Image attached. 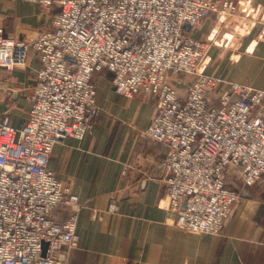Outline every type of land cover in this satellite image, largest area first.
Segmentation results:
<instances>
[{"label":"built area","instance_id":"2783aa9c","mask_svg":"<svg viewBox=\"0 0 264 264\" xmlns=\"http://www.w3.org/2000/svg\"><path fill=\"white\" fill-rule=\"evenodd\" d=\"M54 14L36 38L0 28V71L42 67L22 128L0 122V264H66L79 246V198L50 170L55 145L83 140L98 111L99 72L117 94L157 98L145 134L167 148L168 209L175 224L219 235L235 204L264 176V88L226 82L201 71L206 42L186 33L209 17L230 20L232 0H25ZM1 76V74H0ZM191 78L184 93L172 78ZM68 212L59 222L54 212ZM109 211L117 212L113 205ZM45 245L47 248L45 250Z\"/></svg>","mask_w":264,"mask_h":264},{"label":"crops","instance_id":"0c3cea01","mask_svg":"<svg viewBox=\"0 0 264 264\" xmlns=\"http://www.w3.org/2000/svg\"><path fill=\"white\" fill-rule=\"evenodd\" d=\"M232 1L240 6L238 16L227 21L209 17L198 27L186 28V33L209 44L200 68L205 74L263 89L264 0ZM49 15L50 20L39 5L25 0H0V28L8 37L28 38L51 29L54 14ZM44 23L48 28L41 29ZM33 53L28 70L14 69L10 78L7 70L0 71L6 76L4 86L13 89L12 103L0 92V122L8 116L16 128L29 120L42 67L39 55ZM102 77L106 79L104 75L99 79L92 128L83 140L69 137L55 145L49 165L83 207L79 246L63 251L61 260L66 264H264V176L251 187L240 184L244 196L219 235L180 229L175 224L177 214L168 209L167 148L145 134L155 114L156 97L142 94L129 100L117 94L113 84L101 83ZM31 86L28 104L16 92ZM113 205L117 212L109 211ZM67 216L63 207L54 212L59 222Z\"/></svg>","mask_w":264,"mask_h":264},{"label":"rangeland","instance_id":"374dc122","mask_svg":"<svg viewBox=\"0 0 264 264\" xmlns=\"http://www.w3.org/2000/svg\"><path fill=\"white\" fill-rule=\"evenodd\" d=\"M40 11H41V13L42 14H44V15H48V18H49V20H50V15H49V13H52V12H50V11H47V10H44V9H42V8H40ZM227 21V20H226ZM44 28H48V25L46 24V23H44L43 24V26L41 27V29H44ZM34 32H31L30 34H33ZM38 36V35H37ZM37 36H33V35H30V36H28V38H23V39H25V40H30L32 37L33 38H36ZM203 41V40H202ZM207 45H208V50H209V44L208 43H206ZM33 53V50L32 49H30V51H29V56H28V59H27V63H26V66H24V67H18V68H20V69H22V70H28L29 69V60H30V56H31V54ZM34 54V53H33ZM17 68H15V70H16ZM13 72V70H7L6 72H4V73H6L8 76H9V78H10V76H11V73ZM102 75H104V76H106V79L105 78H103L102 77V79H101V83L103 82V83H105V82H107L108 81V84L109 85H111V84H113V77H112V75L109 73V72H103V73H101V74H98L95 78H94V81H95V83H96V86H97V91H98V86H99V79H100V77L102 76ZM6 80V76H4V77H2V75L0 76V92H3V93H6V95H7V98H6V100H8V102H10V103H12L13 102V100H12V94H13V89H11V87L9 86H4V83L6 82L5 81ZM33 80H34V76L32 75V79H31V85H32V83H33ZM190 81H192L191 80V78H186V79H179V78H172L171 79V83L177 88V90L179 91V93H184L185 92V90H186V87H187V85H189V83H190ZM31 88H32V86L30 87V89H26V90H22V91H19V92H16V94H18V96L20 97V98H22V99H24L25 100V102L26 103H30V93H31ZM25 94H27V95H25ZM138 97V96H137ZM136 98V97H135ZM134 98V99H135ZM157 99V98H156ZM131 100H133V99H131ZM19 112L17 111L16 112V114H18ZM237 187H240V183L238 182L237 183Z\"/></svg>","mask_w":264,"mask_h":264},{"label":"water","instance_id":"95a60500","mask_svg":"<svg viewBox=\"0 0 264 264\" xmlns=\"http://www.w3.org/2000/svg\"><path fill=\"white\" fill-rule=\"evenodd\" d=\"M185 27H186V28H191V27L188 26V25H186ZM46 248H47V245H45V250H46Z\"/></svg>","mask_w":264,"mask_h":264}]
</instances>
